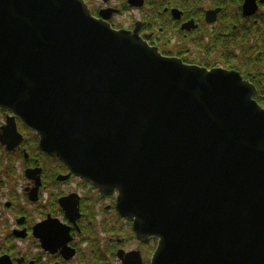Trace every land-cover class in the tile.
<instances>
[{
    "label": "water",
    "instance_id": "1",
    "mask_svg": "<svg viewBox=\"0 0 264 264\" xmlns=\"http://www.w3.org/2000/svg\"><path fill=\"white\" fill-rule=\"evenodd\" d=\"M115 12L94 17L84 0H0V109L11 113L0 146L21 143L19 120L41 151L115 194L136 238L156 239L150 264H264L255 86L234 70L163 56L139 22L113 28ZM117 256L141 262L136 251Z\"/></svg>",
    "mask_w": 264,
    "mask_h": 264
},
{
    "label": "flooded vegetation",
    "instance_id": "2",
    "mask_svg": "<svg viewBox=\"0 0 264 264\" xmlns=\"http://www.w3.org/2000/svg\"><path fill=\"white\" fill-rule=\"evenodd\" d=\"M111 2L96 0L97 8L89 6L90 11L98 17L103 8L117 10L108 19L111 23L114 15L128 14L122 28L132 30L139 22L143 40L188 65L226 68L219 57L226 39L264 41V0H182L153 12L144 5L129 7L127 0L123 7L103 6ZM133 11L139 18H132ZM10 115L0 109V127ZM16 124L21 143L14 151L0 146V264H120L118 251H136L140 264H150L156 239L136 238L132 223L115 211V194L100 195L60 159L41 151L32 131L18 120ZM64 198L70 200L62 207L59 200ZM4 213H11V222ZM132 242L136 249L128 248Z\"/></svg>",
    "mask_w": 264,
    "mask_h": 264
},
{
    "label": "trees",
    "instance_id": "3",
    "mask_svg": "<svg viewBox=\"0 0 264 264\" xmlns=\"http://www.w3.org/2000/svg\"><path fill=\"white\" fill-rule=\"evenodd\" d=\"M84 1L88 6H94L96 0ZM115 1H118L122 7L126 5L125 0ZM181 2L182 0H144V9L153 12L164 7L177 6ZM114 27L120 28L117 25ZM228 32L233 36L231 26ZM222 45L223 50L219 57L222 59L223 66L238 71L245 79L253 83L256 87L255 100L261 107H264V41L242 43L234 39H226Z\"/></svg>",
    "mask_w": 264,
    "mask_h": 264
},
{
    "label": "rangeland",
    "instance_id": "4",
    "mask_svg": "<svg viewBox=\"0 0 264 264\" xmlns=\"http://www.w3.org/2000/svg\"><path fill=\"white\" fill-rule=\"evenodd\" d=\"M115 3H119L118 1H115V0H112V2L111 3H108L107 5H104L103 4V6H109V7H113V6H116V5H114ZM102 6V5H101ZM94 7H96L97 8V6H94ZM126 16H128V14L127 15H125V16H123V15H117V16H113L112 18H111V20H112V22L114 23V24H116L117 26H120V27H122V26H126V24L129 22V19H127V17ZM131 16H133L132 18H134V19H137V18H139V13H137L136 11H133V13L131 14ZM2 211V210H1ZM11 214V213H10ZM9 213H4V215H5V218L6 219H8V222H11V215H10ZM114 219V218H113ZM128 248L129 249H136L137 248V245H136V242H132L131 244H129L128 245Z\"/></svg>",
    "mask_w": 264,
    "mask_h": 264
}]
</instances>
